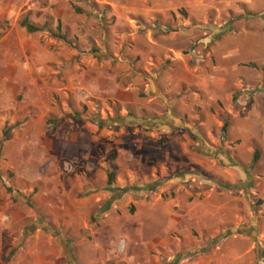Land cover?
Listing matches in <instances>:
<instances>
[{
    "label": "rangeland",
    "instance_id": "374dc122",
    "mask_svg": "<svg viewBox=\"0 0 264 264\" xmlns=\"http://www.w3.org/2000/svg\"><path fill=\"white\" fill-rule=\"evenodd\" d=\"M24 18L40 31L27 33L20 26ZM5 37V47H19L7 49L6 63L24 65L18 102L25 111L23 120L3 127L0 192L20 214L24 239L38 229L41 240L55 239L64 249L71 238L56 224L65 216L50 214L46 202L71 191L53 182L54 175L67 174V165L81 159L94 166L104 161L93 172L94 187L109 196L99 206L110 205L86 220L99 233L80 231V238L110 245L102 229L113 223L121 234L117 243L133 239L146 207L175 196L159 190L165 180L155 183L161 200L150 198L151 184L143 180L148 163L161 162L171 145L183 144L182 136L204 168L235 177L231 185L194 167L200 182L211 181L219 192L245 191L260 205L250 175L253 152L260 158V151L256 142H243L253 137L264 148V0H0V39ZM254 101L262 105L258 119L249 115ZM9 108L15 114L14 105ZM13 126L23 131L14 133ZM86 129L92 138L84 149L73 140ZM74 170L83 175L84 169ZM129 170L136 181L116 185V175L125 179ZM110 171L109 189L100 177L107 180ZM241 171L249 172V183L239 179Z\"/></svg>",
    "mask_w": 264,
    "mask_h": 264
},
{
    "label": "crops",
    "instance_id": "0c3cea01",
    "mask_svg": "<svg viewBox=\"0 0 264 264\" xmlns=\"http://www.w3.org/2000/svg\"><path fill=\"white\" fill-rule=\"evenodd\" d=\"M5 39H0V140L4 125L23 120L22 117L19 119V114L22 116L25 111L18 102L22 96L19 92L25 87L24 65L19 62L8 65L5 60L7 49L17 51L19 47H5ZM7 66H12L13 72L4 71ZM10 104L14 105L15 114L8 113ZM259 105L254 101L249 111L250 117H262L258 111L262 105ZM19 129L23 131L22 127L13 126L12 132L18 134ZM90 129L91 132L95 131L92 127ZM90 136V130L86 129L82 136L75 135L73 142L79 141L81 147L88 148ZM252 141L256 142L260 151V158L250 172L254 183L252 193L260 205L255 206L245 191L219 192L215 190L213 182H200L201 177L194 172V167H200L231 185L235 177L230 171L204 168L200 159L188 154L189 140L182 136L183 144L171 145L161 162L151 160L148 163V176L143 180L151 184L146 189L150 198L158 197L155 183L165 180L159 190L162 194L173 192L175 196L165 203L146 207L145 223L138 222L137 227L133 228V239L126 236L125 241L117 243V237L121 235L118 229L113 223L105 225L102 230L109 232L112 238L107 246L86 243L80 238L81 232L89 231L92 235L99 233L98 228L87 225L86 220L91 212L95 209H100L101 213L109 210L110 202L99 206L108 201L109 196L94 187L98 175L93 172L104 167V161L94 166L87 159H81L67 165V174L54 175L53 182L60 184L63 190H71L64 191L62 195L54 194L46 202H49L47 207L50 214L65 216L62 224H56L57 229L63 228L71 238L65 241L64 249L55 239L41 240L38 229L36 234L24 239L19 234L20 214L12 209L7 195L0 192V264H264V148L253 137L243 144ZM182 156L187 157V161H183ZM77 167L84 169L82 176L74 170ZM56 169L59 170V166ZM174 172L177 174L172 177ZM128 173L125 179L116 175L115 184L136 181V174L133 175L130 170ZM239 179L245 184L249 183V172L241 171ZM100 180L103 185L106 176H101ZM207 184L210 186L208 190H201L202 185ZM83 192L87 194L86 197L80 195ZM158 199L161 200L160 196ZM114 208H110L109 215ZM83 216L84 220L81 221ZM15 229L16 234L10 235V231ZM118 248L121 252L117 251ZM10 253H13V257L9 259Z\"/></svg>",
    "mask_w": 264,
    "mask_h": 264
},
{
    "label": "trees",
    "instance_id": "16d2710c",
    "mask_svg": "<svg viewBox=\"0 0 264 264\" xmlns=\"http://www.w3.org/2000/svg\"><path fill=\"white\" fill-rule=\"evenodd\" d=\"M75 12H76L77 14H80V13H81V11L78 10V9H75ZM20 26L23 27V28L26 30V32L29 33V34L40 31V28H39V27H37L36 25H33V24H32L28 19H26V18H24L22 21H20ZM56 37H57L59 40H61V41L67 43L65 37H63V36H61V35H59V34H57ZM240 93H241V91L238 92V93H236V94H234V96L232 97V102H233V103H235V101H236V97H237V95H239ZM227 127H228V123H227L226 121H224L223 124H222V127H221V129H220V132H221L222 135L226 133ZM258 159H259V152H258V150H254L253 155H252V163L255 165L256 162L258 161ZM112 181H113V171H110V172L107 174V180H106V185H107V187H109V189H110L111 186H112ZM21 201L24 202L25 204H27V205L29 206V202H28L29 200H28V198H22ZM263 261H264V259H263Z\"/></svg>",
    "mask_w": 264,
    "mask_h": 264
}]
</instances>
